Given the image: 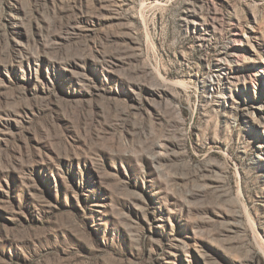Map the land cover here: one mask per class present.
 <instances>
[{
    "label": "rangeland",
    "instance_id": "obj_1",
    "mask_svg": "<svg viewBox=\"0 0 264 264\" xmlns=\"http://www.w3.org/2000/svg\"><path fill=\"white\" fill-rule=\"evenodd\" d=\"M0 264H264V0H0Z\"/></svg>",
    "mask_w": 264,
    "mask_h": 264
}]
</instances>
